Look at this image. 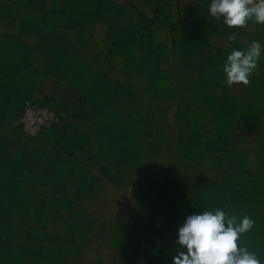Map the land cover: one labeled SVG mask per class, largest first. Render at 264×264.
Here are the masks:
<instances>
[{
  "label": "rangeland",
  "instance_id": "obj_1",
  "mask_svg": "<svg viewBox=\"0 0 264 264\" xmlns=\"http://www.w3.org/2000/svg\"><path fill=\"white\" fill-rule=\"evenodd\" d=\"M231 32L128 36L60 114L76 144L37 156L24 191L0 181V264H173L186 217L216 208L255 221L238 243L264 261V52L229 87L227 55L250 44Z\"/></svg>",
  "mask_w": 264,
  "mask_h": 264
},
{
  "label": "crops",
  "instance_id": "obj_2",
  "mask_svg": "<svg viewBox=\"0 0 264 264\" xmlns=\"http://www.w3.org/2000/svg\"><path fill=\"white\" fill-rule=\"evenodd\" d=\"M10 2L14 7H0V181L7 186L1 190L11 192L24 191L26 177L37 174L30 171L37 156L43 161L56 146L63 156L66 150L59 145L76 144L66 130L78 125L66 118L57 128L27 137L21 124L26 100L67 117L74 99L91 97L93 79L108 80L106 65L121 58L119 49L130 34L138 39L142 33L164 32L173 39L186 32L241 30L228 28L222 19L209 20L211 0ZM259 30L264 32L250 22L243 40L251 43Z\"/></svg>",
  "mask_w": 264,
  "mask_h": 264
},
{
  "label": "clouds",
  "instance_id": "obj_3",
  "mask_svg": "<svg viewBox=\"0 0 264 264\" xmlns=\"http://www.w3.org/2000/svg\"><path fill=\"white\" fill-rule=\"evenodd\" d=\"M208 13L209 20L222 19L230 29L247 28L250 22L264 28V0H211ZM227 39L235 41L237 32ZM262 52L259 41L251 42L246 50L233 49L223 66L226 84L249 85ZM254 224L248 215L238 219L220 208L189 215L178 230L180 249L172 257L173 264H262L256 252L238 243Z\"/></svg>",
  "mask_w": 264,
  "mask_h": 264
},
{
  "label": "built area",
  "instance_id": "obj_4",
  "mask_svg": "<svg viewBox=\"0 0 264 264\" xmlns=\"http://www.w3.org/2000/svg\"><path fill=\"white\" fill-rule=\"evenodd\" d=\"M21 123L25 134L34 138L45 130L57 127L61 123V115L47 106L28 103Z\"/></svg>",
  "mask_w": 264,
  "mask_h": 264
},
{
  "label": "trees",
  "instance_id": "obj_5",
  "mask_svg": "<svg viewBox=\"0 0 264 264\" xmlns=\"http://www.w3.org/2000/svg\"><path fill=\"white\" fill-rule=\"evenodd\" d=\"M43 227H45V225H43ZM51 250H52V248H51Z\"/></svg>",
  "mask_w": 264,
  "mask_h": 264
}]
</instances>
